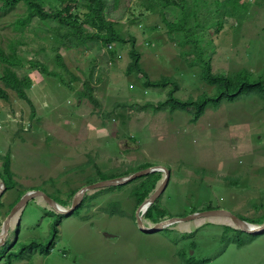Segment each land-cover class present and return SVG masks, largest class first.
I'll use <instances>...</instances> for the list:
<instances>
[{
	"label": "rangeland",
	"instance_id": "obj_1",
	"mask_svg": "<svg viewBox=\"0 0 264 264\" xmlns=\"http://www.w3.org/2000/svg\"><path fill=\"white\" fill-rule=\"evenodd\" d=\"M104 12L115 30L135 38L146 79L172 82L147 87L143 75L130 73V42L79 46L62 36L65 29L54 20L33 17L16 30L24 5L0 10V47L9 53L11 43L17 46L24 65L17 72L31 82L24 89L30 104L11 89L8 99H0V155L10 153L21 188L65 199L101 180L97 172L120 177L150 163L169 170L157 197L167 209L163 219L207 209L249 220L264 214V98L253 90L209 104L197 118L193 106L157 107L170 97L184 102L214 94L201 77L203 60L213 73L264 76V0H107ZM167 22L184 24L175 30ZM140 181L88 190L83 207L70 215L42 198L30 199L8 231L10 243L19 226L12 251L28 246L15 264H264V231H242L225 217L141 231L131 194ZM5 190L0 228L17 196ZM143 221L154 224L144 214Z\"/></svg>",
	"mask_w": 264,
	"mask_h": 264
},
{
	"label": "trees",
	"instance_id": "obj_2",
	"mask_svg": "<svg viewBox=\"0 0 264 264\" xmlns=\"http://www.w3.org/2000/svg\"><path fill=\"white\" fill-rule=\"evenodd\" d=\"M54 1L56 3H53L51 0L47 2V5L49 7L48 9L46 8V4H44V0H0V10L11 11L18 5H24L26 8V14L15 20L16 30H23L25 27H27L29 20L33 17H36L38 20L42 21L54 20L59 24L60 27L65 29V32L62 36L65 37V39H70L79 46H86L87 43L94 42L97 43L99 47H108L109 45L112 46L113 43L122 44L130 42L131 62L127 66V69L128 71H130V73L135 72L136 74H141V76L143 75V83L147 87H161L165 86L167 83H169V81H171L170 78L168 79L166 77H162L156 81H150L146 79L143 68L140 64V54L135 49V38L133 36L126 37L121 32L114 29V23L108 19L107 15L104 12L107 0ZM229 1L234 2L235 0H228V2ZM183 24L184 22H182L179 26H176L170 25L169 22H167L169 28L175 30H181ZM183 37H185V35H183ZM9 47V53H6L4 49L0 47V63L4 66L2 72L0 73V81L2 84V86L0 85V99H8V93L6 90L11 89L16 92L18 98H21L30 104L31 101L26 94V90H24L31 88L30 79L27 75L20 76L18 74L17 69L24 65L22 64L21 59L18 57L16 51L17 46L11 43ZM109 53L111 57L114 56L113 50ZM197 55L198 59L201 60L202 56L199 53ZM27 63L32 67H38L39 71L42 73L57 76V74L55 73L48 72L46 66L38 60H29ZM201 68V77L208 83L212 84L213 88L215 89V92L212 96L200 97L197 100L187 99L184 102L176 101L172 99L173 97H170L169 101L164 102V104L160 103L157 107L160 108L166 105H170L172 106V109H183L184 107L193 106L195 111L194 118H197L204 112V109L209 104L217 105L220 104L221 100L223 99L232 100L243 93H247L253 90L255 91V93L264 98V76L252 78V74L247 71H238L231 75L213 73L210 68L209 60H203ZM85 86L88 88L87 93L90 95V83L88 81L85 82ZM0 160V180L6 187L5 191L12 190L17 194L13 202L8 205V209L10 210L12 205H14L19 200V198L26 192V190L22 189L18 181L14 178V173L11 169L10 153L7 152L3 156L0 155ZM150 166L154 165L150 163L140 164L139 167H136L132 171H126L123 175H120V177L129 175L131 172ZM97 174L98 179L115 178L113 175H108L103 172H97ZM161 176L162 173L160 171H154L144 176L138 177L141 181L131 191V194L135 197V203L137 205L140 204L145 198H147L149 193L157 185V182L161 179ZM120 187L121 185L113 186L106 188V190H109L110 188ZM78 189L71 190L65 199L60 198L54 200L64 207L70 206L71 197H73L74 193ZM88 198V195L84 197L80 207H83L84 201ZM2 205L3 203L2 201H0V208L2 207ZM80 207H77L73 214H75V212H77ZM192 212H196V210H192L189 213ZM166 216L167 209L160 204L159 198H157L155 202L152 203L144 213V217L153 223L163 220V218ZM242 219L247 220L251 223L261 224L264 221V214H261L259 217L252 220L245 218ZM58 224L59 221H56L54 233L57 232L56 226H58ZM18 229L19 226L14 229L15 239L13 241L11 240L9 243V240L7 239L5 243L0 246V264H15L17 259L23 257V254L25 253L28 246L21 247L18 252H14L11 250V248L17 242L16 232ZM182 234L186 235V233ZM238 242L239 244L243 243L240 241ZM53 243L54 239L52 238L50 239L47 247L43 250L44 253H49L51 251Z\"/></svg>",
	"mask_w": 264,
	"mask_h": 264
},
{
	"label": "water",
	"instance_id": "obj_3",
	"mask_svg": "<svg viewBox=\"0 0 264 264\" xmlns=\"http://www.w3.org/2000/svg\"><path fill=\"white\" fill-rule=\"evenodd\" d=\"M154 171H160L163 172L164 175L159 180L157 187L153 190L151 194L147 198H145L137 207L135 211V221L138 226V228L147 233L155 232L161 229H164L166 227H169L175 223H178L180 221H189L191 219H210L211 217H225L226 219H229L231 222L234 223L235 227L248 232V233H259L261 231H264V224H251L244 219H241L235 215H233L231 212L223 210V209H207L203 211H196L193 213H190L184 217H170L167 219H163L159 222L154 223L152 226L147 225L143 221V214L146 212L148 207L155 202L156 198L159 196V194L162 192V190L165 187L166 182L169 179V170L163 166L154 165L150 167H146L140 170H137L129 175L121 176V177H115L111 179H104L100 180L88 185H85L83 187H80L74 194L71 204L68 208L63 207L58 202H56L53 198L49 197L45 192L41 190H28L26 191L19 200L14 204V206L11 208L9 213L6 215L5 219L1 223V231H0V246L3 244L7 239V234L10 229L12 218L18 213L23 210L25 204L33 198H42L49 208L55 210L56 212L60 214L70 215L74 212V210L81 204V201L83 199V196L88 190H96V189H102L110 186H117L121 184H125L135 178L144 176L148 173L154 172ZM5 185L2 181H0V195L5 190ZM60 205V206H59ZM59 207H62L64 209H61Z\"/></svg>",
	"mask_w": 264,
	"mask_h": 264
},
{
	"label": "bare ground",
	"instance_id": "obj_4",
	"mask_svg": "<svg viewBox=\"0 0 264 264\" xmlns=\"http://www.w3.org/2000/svg\"><path fill=\"white\" fill-rule=\"evenodd\" d=\"M101 180H104V179H101ZM98 181H100V180H98ZM96 182H97V181H96ZM93 183H94V182H93ZM90 184H91V183H90ZM13 206H14V205H12V207H13ZM59 206H60V205H59ZM12 207H11V208H12ZM11 208H10V210H11ZM59 208L64 209V208H62V207H59ZM10 210H9V211H10ZM8 213H9V212H8ZM8 213H7V214H8ZM7 214H6V215H7ZM18 217H19V216H17V214H16V215L12 218V222H15V221L17 222ZM4 219H5V218H4ZM226 220H227V219H226ZM196 221H197V224H199V223L202 222L201 219H197ZM2 222H3V221H2ZM136 225H137V224H136ZM137 227H138V226H137ZM0 231H1V229H0ZM7 235H8V234H7ZM4 243H5V242H4ZM4 243H3V244H4ZM3 244H1V245H3Z\"/></svg>",
	"mask_w": 264,
	"mask_h": 264
},
{
	"label": "built area",
	"instance_id": "obj_5",
	"mask_svg": "<svg viewBox=\"0 0 264 264\" xmlns=\"http://www.w3.org/2000/svg\"><path fill=\"white\" fill-rule=\"evenodd\" d=\"M108 48H112V47L109 45Z\"/></svg>",
	"mask_w": 264,
	"mask_h": 264
}]
</instances>
